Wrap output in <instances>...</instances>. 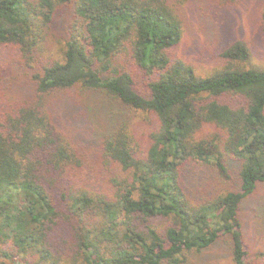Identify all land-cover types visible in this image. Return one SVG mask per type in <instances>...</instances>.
I'll use <instances>...</instances> for the list:
<instances>
[{"label":"trees","instance_id":"1","mask_svg":"<svg viewBox=\"0 0 264 264\" xmlns=\"http://www.w3.org/2000/svg\"><path fill=\"white\" fill-rule=\"evenodd\" d=\"M184 24L182 0H0V53L33 72L21 86L0 64V264H185L220 240L264 264L239 218L264 182V69L233 66L238 40L198 75ZM74 89L121 117L92 146L59 128Z\"/></svg>","mask_w":264,"mask_h":264},{"label":"rangeland","instance_id":"2","mask_svg":"<svg viewBox=\"0 0 264 264\" xmlns=\"http://www.w3.org/2000/svg\"><path fill=\"white\" fill-rule=\"evenodd\" d=\"M263 8L264 0H235L223 6L213 4L209 0H182L184 34L176 49V55L193 66L198 75L208 76L230 64L229 60L221 56V52L240 40L248 46L251 56L246 62H231L233 66H255L264 69V20L261 15ZM55 35L58 38L61 32L57 30ZM59 47L57 42L53 43L51 53L56 55ZM14 59L13 53L1 51L0 64L5 68L4 74L13 82L15 79L21 86H26L28 77L33 72L18 66ZM78 90L62 93L56 100L55 111L59 117V128L68 139L92 146L97 143L96 139L100 135L112 131L121 117L108 114L105 104L97 96L84 95ZM130 116L132 127H148L147 117L143 113L132 111ZM239 218L249 249L262 248L264 182L259 183L255 191L244 199ZM155 222L161 231L169 224L165 219ZM231 257L229 246L220 240L208 249L188 255L185 264H233Z\"/></svg>","mask_w":264,"mask_h":264}]
</instances>
